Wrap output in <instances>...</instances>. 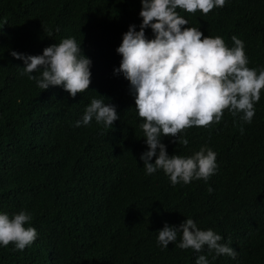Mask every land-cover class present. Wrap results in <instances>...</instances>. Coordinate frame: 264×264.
<instances>
[{
    "label": "trees",
    "instance_id": "trees-1",
    "mask_svg": "<svg viewBox=\"0 0 264 264\" xmlns=\"http://www.w3.org/2000/svg\"><path fill=\"white\" fill-rule=\"evenodd\" d=\"M140 10V0H0V214L25 211V227L38 233L22 251L0 245V264H195L199 255L209 264H264V89L251 123L225 109L219 123L183 130L187 146L161 138L169 156L213 150L217 169L207 181L172 185L162 169L146 174L143 121L129 82L114 74L115 50L130 25L139 31ZM177 12L183 27L229 48L236 36L247 67L264 69V0ZM145 35L153 38L150 28ZM66 38L92 61L89 89L75 98L59 86L40 89L10 55H42ZM93 98L115 106L111 128L94 119L75 126ZM188 218L221 235L236 257L180 249L179 232L167 248L157 242L165 224Z\"/></svg>",
    "mask_w": 264,
    "mask_h": 264
},
{
    "label": "clouds",
    "instance_id": "clouds-1",
    "mask_svg": "<svg viewBox=\"0 0 264 264\" xmlns=\"http://www.w3.org/2000/svg\"><path fill=\"white\" fill-rule=\"evenodd\" d=\"M140 4L139 31L136 25H130L122 35L115 50L121 60L114 74H122L129 82L135 110L143 121L139 127L148 149L140 156L143 168L148 175L162 169L172 185L207 181L217 169L213 150L202 147L190 157L169 156L161 138L171 137L173 143L179 139L187 146L188 140L179 138L183 130L219 123L225 109L233 116L242 113L241 119L251 123L254 105L264 89V69L247 67L244 43L236 36L232 37L235 46L229 48L220 36H204L198 28L183 27L188 21L177 9L208 14L214 7H223L225 0H140ZM147 28L153 33L152 39L145 35ZM10 55L23 61L21 74L36 81L42 90L59 86L75 98L91 84L92 61L82 54L81 42L74 38L45 47L42 55L15 51ZM104 99L93 98L75 126H87L94 119L111 128L119 117L115 106ZM153 157L154 162H150ZM31 219L25 211L11 218L0 214V245L7 247L12 243L21 251L31 245L38 236L34 227H25ZM178 232L182 234L176 244L180 249L200 253L206 247L209 253H215L213 259L237 255L228 244L220 243L221 235L212 229H199L191 218L179 226L165 224L158 231L157 242L167 248L176 242ZM195 264H209V260L206 255H199Z\"/></svg>",
    "mask_w": 264,
    "mask_h": 264
}]
</instances>
